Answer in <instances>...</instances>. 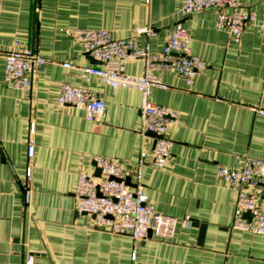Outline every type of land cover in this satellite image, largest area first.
Wrapping results in <instances>:
<instances>
[{"label": "crops", "instance_id": "obj_1", "mask_svg": "<svg viewBox=\"0 0 264 264\" xmlns=\"http://www.w3.org/2000/svg\"><path fill=\"white\" fill-rule=\"evenodd\" d=\"M184 1L0 0V264H26L29 255L33 264H264V236L233 227L239 189L217 174L219 166L240 169L251 157L264 159V27L252 24L235 37L215 27L216 10L182 17ZM240 2L264 11V0ZM180 21L208 68L190 83L176 70L155 71L162 85L151 87L148 98L175 112L171 155L158 167L151 156L154 135L141 129L140 90L112 88L63 67L101 65L65 29H108L126 38L151 27L154 34L142 33L139 40L161 51L169 28ZM28 48L47 63L24 91L5 80L3 53ZM125 66L129 74L144 73L142 59H127ZM63 82L102 98V120L60 105ZM143 151L149 202L174 219L169 238L135 240L77 210L79 177L96 176V156L130 167ZM244 188L257 199L264 196L263 186Z\"/></svg>", "mask_w": 264, "mask_h": 264}, {"label": "built area", "instance_id": "obj_2", "mask_svg": "<svg viewBox=\"0 0 264 264\" xmlns=\"http://www.w3.org/2000/svg\"><path fill=\"white\" fill-rule=\"evenodd\" d=\"M206 9L217 11V29L226 28L235 37H240L252 24L264 27V11L258 12L245 7L240 0H185L180 7V14L186 17ZM65 32L80 39L85 53L101 65L83 66L63 62V67L77 71L82 77L95 75L112 88L133 87L140 90L142 133H154L152 163L158 167L163 166L171 155L172 140L168 136V130L175 112L166 105L151 102L148 96L151 87L162 85L155 73L157 70H176L190 83L196 73L208 68V63L193 52L188 28L181 21L169 28L161 51H154L150 43L139 40L138 35L142 33L154 34L151 27L137 29L134 35L126 38H115L108 29L67 28ZM3 55L5 80L24 91L32 88L34 72L47 63L41 54L30 48L5 51ZM127 59H142L143 75L127 73ZM58 102L60 105L84 108L88 120L92 122L101 121L106 110L105 101L91 89L68 82L62 83ZM34 151V142L30 139V159ZM147 157L148 153L143 151L136 165L124 167L116 160L96 156L94 160L96 166L101 169V175H80L75 191L77 210L94 215L98 226L114 233L128 234L135 240H145L150 234L169 238L173 231L174 219L153 207L143 183V166ZM217 174L239 189L233 227L264 236V196L257 199L244 188L264 187V159L251 157L240 169L219 166ZM26 177L25 200L29 201L31 164L27 166ZM126 178H130L134 186L128 185ZM136 255L134 250L132 258L135 259ZM33 263L34 256L29 255L26 264Z\"/></svg>", "mask_w": 264, "mask_h": 264}, {"label": "water", "instance_id": "obj_3", "mask_svg": "<svg viewBox=\"0 0 264 264\" xmlns=\"http://www.w3.org/2000/svg\"><path fill=\"white\" fill-rule=\"evenodd\" d=\"M96 62H99V61H97V60H95ZM151 134H153L154 135V133H152L151 132ZM101 175V169L100 168H97V172H96V176H100ZM118 180H120V179H118ZM125 182L128 184V185H130V186H134L132 183H131V179L130 178H126L125 179ZM248 215V213L246 214V216ZM151 235V234H150Z\"/></svg>", "mask_w": 264, "mask_h": 264}]
</instances>
